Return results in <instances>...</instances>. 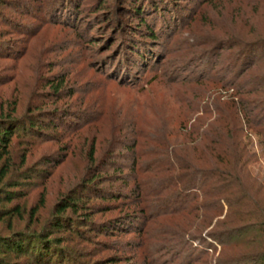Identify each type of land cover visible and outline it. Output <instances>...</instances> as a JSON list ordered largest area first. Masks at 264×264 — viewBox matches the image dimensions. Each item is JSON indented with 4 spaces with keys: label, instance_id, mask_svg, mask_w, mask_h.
Wrapping results in <instances>:
<instances>
[{
    "label": "rangeland",
    "instance_id": "374dc122",
    "mask_svg": "<svg viewBox=\"0 0 264 264\" xmlns=\"http://www.w3.org/2000/svg\"><path fill=\"white\" fill-rule=\"evenodd\" d=\"M99 1L0 0V118L14 121L11 168L0 181V192L14 199L0 208L19 209V217L0 221V239L40 231L56 204L70 197L79 201L78 212H64L70 234L58 232L62 241L53 247L67 252L63 263L258 264L253 242H264V0H175L172 13L145 14L154 23L153 43L133 33L136 20L118 9L121 1L102 0L98 11ZM172 95L186 105L179 109ZM212 107L244 146L252 218L238 222L223 210L211 226L197 229L186 226L183 214L145 220L148 213L139 209L153 203L136 201L132 178L153 191L171 176L157 172L160 156L148 154L156 148L152 137L160 139L155 129H176L185 116L182 131L196 110ZM29 122L36 129L30 131ZM178 134L168 143L178 145ZM134 142L138 146L127 149ZM92 174L100 181L92 190L82 188ZM96 190L121 198L102 201ZM185 199L188 207L199 202ZM82 212L90 215L87 227L77 221ZM112 219L121 228L100 234L99 225ZM242 225L252 230V245L244 244L246 236L229 235ZM216 231L227 232L225 244L210 242ZM1 253L0 264L29 262Z\"/></svg>",
    "mask_w": 264,
    "mask_h": 264
},
{
    "label": "trees",
    "instance_id": "16d2710c",
    "mask_svg": "<svg viewBox=\"0 0 264 264\" xmlns=\"http://www.w3.org/2000/svg\"><path fill=\"white\" fill-rule=\"evenodd\" d=\"M119 1L121 3L119 2L118 9L126 13V16L136 20V25L131 28L133 33L141 34L144 42L148 41L150 43H153L156 39V33L154 31V23H150L151 20H148L145 14H155L158 9H162L164 12L167 11L165 13H172L175 4V0H164L170 6V8L166 7L168 8L166 9L165 6H162L163 2L161 0ZM102 3V0L98 2V11L104 7ZM166 18L169 19V17ZM133 48V45H130V49L133 50ZM170 98L177 99L175 102L180 105L179 109L186 103L184 98H178V96L172 95ZM195 113H198V115L193 120L191 119L190 126L182 129V131L180 129L186 126L185 116H182V119L177 122L176 129L168 128L167 124L161 129H155L154 134L155 136L158 135L160 139L156 141L152 137L150 142H154L156 148L148 154L160 156V162L156 169L161 171L157 172L169 173L171 176L163 177L164 184H161V188L149 191L146 187V181L138 182L137 177L134 175L131 191L135 195L136 201L145 204L157 203V205L151 204L147 209L146 207H144L145 209L140 208L139 213L143 214L145 211L148 213V217L144 216L145 220H152L163 215L183 214L180 218L187 220L186 226L190 229H197L200 226L205 228L211 226L213 219L221 215L223 210H225V216L229 217L232 214V218L237 219L238 222L252 218V208L248 209L252 205V200L246 195L249 182L247 174V162L249 160L245 156V149L240 144L241 141L232 136L231 128H227L233 125L225 124L226 120L221 115L218 107H212L210 111L196 110ZM13 122L7 117L0 118V181L7 176L11 168L8 158V146L11 138L10 124ZM34 124L29 122L28 129L30 131L36 129ZM202 128L203 130H201ZM178 130L182 133V141L178 145L168 143V138L171 137L175 140V138L180 137ZM135 146H138L135 142L131 143L127 145V149L132 150ZM157 147L160 149H157ZM88 162L89 165L93 163L91 153L89 154ZM131 170L133 171V167ZM97 181H100V179L96 174H92L89 178L83 180L82 188L92 190L94 187L91 184ZM175 190L179 192L177 193ZM184 192L185 195L183 194ZM165 193L167 194L166 197ZM95 195L96 198L102 201H114L121 198V195L116 192L106 190H96ZM181 195L184 199H177L182 197ZM190 197H192V201L193 198L199 197V202L194 203L190 207L185 206L184 203L187 200L185 198ZM123 198L126 199L124 196ZM174 198L176 200H172ZM13 199V193L7 190L0 192V203H10ZM78 204L79 201L77 199L70 197L61 199L54 208V215L40 231L16 232L0 239V249L4 250L2 253L0 251V253L8 252L15 256L22 255L29 261L28 264H66L67 260L64 263L63 260L67 257V252L62 251L63 254H61L62 252L60 251H54L53 247L58 248L56 246H60L59 243L62 241L56 236L58 232L70 234L69 228L72 221L64 215V212L69 210L74 214L77 213ZM101 208L105 207L102 206ZM30 214H33V210ZM80 214H82V218L77 219V221L82 224L81 226L87 227L86 224H88L87 220L90 215H87V212ZM11 217H19L18 207L0 208V221ZM141 218H143V215H141ZM190 220L197 221V224L190 223ZM129 221L134 222L135 217H129ZM120 224L122 223L117 219L100 224L98 227L99 233L105 235L110 229L121 228ZM213 226L219 228L220 224L214 223ZM177 227L179 228V225ZM231 230L229 235L234 233L232 237L246 236L244 244L252 245V230L250 228L242 225L237 228H231ZM137 231L138 229L135 232ZM223 237L227 238V232L216 231L210 233L209 240L210 242L213 241L223 245L226 242V238ZM192 242L194 243V237H192ZM253 243H256L259 249L258 264H264V242L254 241ZM199 260L196 259L193 262H198ZM113 262H115L114 258L106 261L108 264ZM249 262H252V259ZM68 264L76 263L69 262ZM200 264H213V262L208 259L201 261ZM214 264H220V262L218 261Z\"/></svg>",
    "mask_w": 264,
    "mask_h": 264
}]
</instances>
